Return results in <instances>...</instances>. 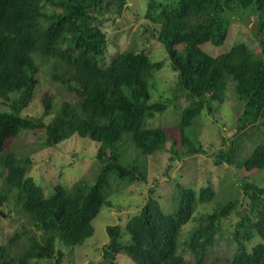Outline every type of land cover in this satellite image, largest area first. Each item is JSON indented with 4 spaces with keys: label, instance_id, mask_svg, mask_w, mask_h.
<instances>
[{
    "label": "trees",
    "instance_id": "1",
    "mask_svg": "<svg viewBox=\"0 0 264 264\" xmlns=\"http://www.w3.org/2000/svg\"><path fill=\"white\" fill-rule=\"evenodd\" d=\"M127 7L128 0H0V105L8 106L0 108V162L4 169L0 178L4 175L7 185L0 191V206L14 191L16 203L36 228L19 254H13L11 248L22 234L18 233L10 246L0 245V264H39L43 260L62 264L65 253L59 244L75 247L92 237L93 220L103 206H113V178L120 182L116 192L148 180L147 164L129 162L120 150L125 144L132 142L138 157L169 149L171 161L205 152L198 132L194 130L192 137L187 129L206 107L214 112L216 103L225 101L230 81L243 110L238 115L237 136L228 145L225 142L215 164L226 162L248 171L264 169V0H148L146 31L165 46L178 73L175 92L190 99L173 130L148 126L157 112L169 106V99L151 102L155 73L164 61H153L150 53L134 49L108 56L111 42L104 26L105 13L122 16ZM236 15L243 21L255 17L260 52L244 42L218 55L205 51L203 46L208 43L225 45ZM115 17L110 15L108 20ZM49 60H54L52 78L68 88L73 100L56 107L55 94L46 89L40 97L43 116H25L22 112L36 97L42 68ZM53 111L46 122L45 117ZM253 125L263 131L260 141L250 155L239 157L244 131ZM38 129L45 130L49 146L76 134L97 142L100 170L94 180L81 178L69 187L59 183L47 195L28 174L31 158L7 151L23 131ZM170 142L173 145L168 148ZM243 189L249 201L242 210H238L241 201L236 197L212 212L195 216L199 203L215 198L214 188L209 185L197 191L177 182L172 211L166 212L151 196L124 226H107L110 239L103 258L114 262L125 253L135 264H183V228L198 220L186 244L195 264H206L222 219L236 211L241 214L232 235L237 247L228 264H264V187L244 180ZM257 237L261 241L252 245Z\"/></svg>",
    "mask_w": 264,
    "mask_h": 264
},
{
    "label": "rangeland",
    "instance_id": "2",
    "mask_svg": "<svg viewBox=\"0 0 264 264\" xmlns=\"http://www.w3.org/2000/svg\"><path fill=\"white\" fill-rule=\"evenodd\" d=\"M147 2L148 0H128V7L122 16L117 17L111 12L105 13L104 26L109 32L111 42L108 56L112 57L120 50L134 49L150 53L153 61H164L163 68L155 73L156 86L155 88L151 87V102L169 99V106L165 111L157 112L156 116L149 120L148 126L173 130L177 128L182 110L189 104L190 99L184 93L175 92L178 73L171 66L165 46L146 31L148 20L144 17V13ZM110 15L116 16V19L108 20ZM255 33L256 20L254 16H247V20L243 21L236 15L225 45L218 47L208 43L203 48L212 55H218L229 50L233 44L244 42L256 52H260L259 36ZM53 62L54 60H49L44 64L37 95L31 104L23 110V115L35 118L43 116L44 107L40 97L46 89L55 94L56 107L64 100H73L68 88L52 78L51 65ZM215 106L214 112L206 107L194 124L187 129V133L192 137H194V130L198 132L205 152L171 161L172 153L169 149L159 151L151 156L141 155L138 157L137 152L139 153V151L132 142L120 147L129 162L139 161L147 164L148 180L122 187L120 191L116 192L115 186L119 181L113 178L114 190L110 196L113 206H103L92 222L95 228L93 236L86 239L82 245L66 247L59 244L57 246L62 248L65 253L62 264H135L133 259L125 253L119 254L114 262L103 258L104 247L110 239L107 226L111 224L124 226L129 219L140 212L141 207L151 196L159 200L166 212L172 211L177 182L197 191L209 185L214 188L215 198L207 203H199L195 216L212 212L215 208L236 197L241 201L238 210H242L243 205L249 201V197L244 193L243 181L256 182L264 187V169L248 171L226 162L221 165L215 164L218 152L237 136L236 124L238 115L243 110V103L236 95L234 82H229L225 101L218 102ZM0 108L6 110L8 106L1 104ZM54 113L55 111L46 116L45 121L49 122ZM262 132L257 125L249 126L244 131L239 157L251 154L260 141L259 134ZM45 134L43 129L23 131L14 139L7 151H13L21 157L29 156L31 158L32 165L28 174L44 187L47 195L52 193L55 185L59 183L69 187L81 178L89 182L94 180L100 170L97 157L99 144L97 142L76 134L58 145L49 146L45 144ZM172 145L173 143L170 142L168 148ZM171 164H173L172 168H170ZM0 170H4L1 162ZM3 177L4 175L0 178V191L7 189ZM9 196L5 204L0 206V245L10 246L16 235L22 234L11 248L13 254H19L25 246L29 245V233H32L31 230L36 231V228L29 222L28 214L23 210L21 204L16 203L15 192L12 191ZM240 218L241 214L235 211L222 219L220 234L206 257V264H211L214 261L219 264H228L237 247L232 235ZM198 225V220H192L183 228L182 243L180 244V253L184 256L183 264H195V256L188 248L186 241ZM28 230V233H23ZM39 237L43 238L41 234ZM125 237L128 238L126 234ZM260 241L261 239L257 237L253 240L252 245ZM39 264L52 263L43 260Z\"/></svg>",
    "mask_w": 264,
    "mask_h": 264
}]
</instances>
